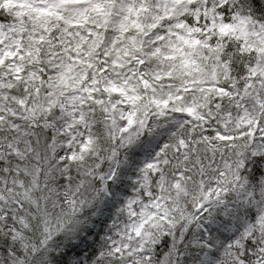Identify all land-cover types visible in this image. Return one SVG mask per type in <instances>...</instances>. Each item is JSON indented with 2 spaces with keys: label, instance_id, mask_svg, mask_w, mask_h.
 Returning a JSON list of instances; mask_svg holds the SVG:
<instances>
[{
  "label": "snow or ice",
  "instance_id": "1",
  "mask_svg": "<svg viewBox=\"0 0 264 264\" xmlns=\"http://www.w3.org/2000/svg\"><path fill=\"white\" fill-rule=\"evenodd\" d=\"M0 264H264V0H0Z\"/></svg>",
  "mask_w": 264,
  "mask_h": 264
}]
</instances>
